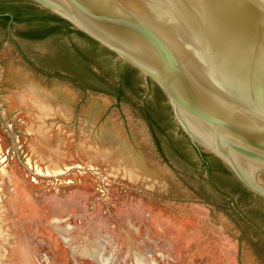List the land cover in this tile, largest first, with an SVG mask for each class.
Segmentation results:
<instances>
[{
  "label": "rangeland",
  "instance_id": "rangeland-1",
  "mask_svg": "<svg viewBox=\"0 0 264 264\" xmlns=\"http://www.w3.org/2000/svg\"><path fill=\"white\" fill-rule=\"evenodd\" d=\"M109 263L264 264V237L65 37L0 18V264Z\"/></svg>",
  "mask_w": 264,
  "mask_h": 264
},
{
  "label": "water",
  "instance_id": "water-1",
  "mask_svg": "<svg viewBox=\"0 0 264 264\" xmlns=\"http://www.w3.org/2000/svg\"><path fill=\"white\" fill-rule=\"evenodd\" d=\"M16 3L31 16L57 14L85 32L67 33L64 23L30 21L29 14L25 21L1 18L23 37L41 35L26 37L38 43L65 37L264 237V0ZM126 62L141 72L132 74ZM218 160L260 197L211 173L206 163Z\"/></svg>",
  "mask_w": 264,
  "mask_h": 264
},
{
  "label": "trees",
  "instance_id": "trees-1",
  "mask_svg": "<svg viewBox=\"0 0 264 264\" xmlns=\"http://www.w3.org/2000/svg\"><path fill=\"white\" fill-rule=\"evenodd\" d=\"M35 5H37L38 7H42L41 5L34 3ZM30 15L32 13H30V11H28V6L25 3H16L15 1H2L0 2V18L4 19V20H11L14 19V21H25V17L27 15ZM53 18H42L40 16H29V19L27 20H40L41 22L43 21H59L64 23V26H62V30L64 29L65 32H70V31H77V33H80V35H85L86 33L83 32L82 30L76 29L72 26V24L67 21L66 19L62 18L61 16H58L57 14H51ZM56 31V28H54L53 30H51V32H47L48 34L54 33ZM41 36V35H40ZM39 35H29V36H25V37H32V38H38L40 37ZM48 36V35H47ZM90 37V36H88ZM90 39L95 42L98 45H101L97 40H95L94 38L90 37ZM104 49L106 51H108L111 54H115L114 51H112L111 49L103 46ZM128 67L131 69L132 74H136L141 72L140 70H138L137 68H135L134 66H132L130 63L126 62ZM156 87L160 90L163 91L162 88L156 83L155 84ZM214 163H216L215 161L213 163H206L208 164L209 167V171L211 173H215L218 176H220L222 179H228L229 183H233L234 185H238L239 190L237 192L240 193H247V194H251L254 197H260L258 196L256 193H254L252 190H250L248 187H246L235 175L234 173L227 167L225 166L220 160H218V164L215 165Z\"/></svg>",
  "mask_w": 264,
  "mask_h": 264
},
{
  "label": "bare ground",
  "instance_id": "bare-ground-1",
  "mask_svg": "<svg viewBox=\"0 0 264 264\" xmlns=\"http://www.w3.org/2000/svg\"><path fill=\"white\" fill-rule=\"evenodd\" d=\"M36 104H37V106L41 109V110H43V111H45L46 113H49L48 111L50 110L49 108H48V106H46L45 104H43V103H41V102H36ZM43 115V114H42ZM44 121V120H43ZM50 171V170H49ZM82 252H83V250H82ZM92 253V252H91ZM110 264V263H109Z\"/></svg>",
  "mask_w": 264,
  "mask_h": 264
},
{
  "label": "flooded vegetation",
  "instance_id": "flooded-vegetation-1",
  "mask_svg": "<svg viewBox=\"0 0 264 264\" xmlns=\"http://www.w3.org/2000/svg\"><path fill=\"white\" fill-rule=\"evenodd\" d=\"M2 1H10V0H0V2H2ZM12 1L19 2L21 0H12Z\"/></svg>",
  "mask_w": 264,
  "mask_h": 264
}]
</instances>
